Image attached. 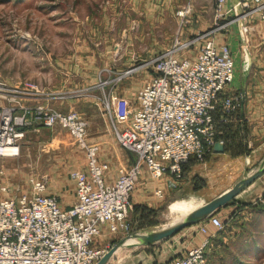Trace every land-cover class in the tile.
<instances>
[{
  "label": "built area",
  "instance_id": "built-area-1",
  "mask_svg": "<svg viewBox=\"0 0 264 264\" xmlns=\"http://www.w3.org/2000/svg\"><path fill=\"white\" fill-rule=\"evenodd\" d=\"M228 1L214 0L218 28L185 41L178 36L168 49L146 61L154 76L134 102L113 91L105 95L104 110L117 143L136 156L134 163L119 166L114 182L109 181V165L101 160L100 145L89 140L88 121L74 109L63 111L51 103L62 102L67 96L28 83L26 96L46 98L29 105L0 87V95L10 103L0 104V158L18 156L31 129L60 126L73 137L86 159L83 170L70 173L76 201L69 207L47 193L49 181L44 177H31L28 192L0 200V264H97L112 247H97L96 240L104 230L122 237L132 234L129 216L133 193L145 171L154 179L170 176L181 182L185 164L191 160L205 162L213 153L217 116L220 122H229L243 100V93L229 92L236 76L235 58L229 45L216 44L214 32L223 27L218 23L239 7L250 9L239 22L252 13L264 21V0L237 1L227 10ZM191 12L188 3L177 15L184 20ZM241 25L247 33L246 25ZM201 42L195 56L187 57V51ZM133 71L100 85L116 83ZM2 190L11 191L8 186ZM155 194L161 198L165 195L162 189H156ZM205 221L201 227L204 233H208V223L218 230L224 228L217 216ZM210 244L208 236L201 245L168 264H209Z\"/></svg>",
  "mask_w": 264,
  "mask_h": 264
},
{
  "label": "rangeland",
  "instance_id": "rangeland-1",
  "mask_svg": "<svg viewBox=\"0 0 264 264\" xmlns=\"http://www.w3.org/2000/svg\"><path fill=\"white\" fill-rule=\"evenodd\" d=\"M237 1L241 0H229L226 9L234 7ZM172 2L175 6V18L174 23H170L171 37L167 48L160 52L168 49L178 36L185 41L219 27L215 21L214 0H170V4ZM188 3L192 5V12L182 20L177 12ZM83 5L86 9L87 5L73 0H0V87L3 91L6 90L5 94L18 97L22 103V98L27 95L25 90L28 83H35L47 92L67 96L62 102L51 103L63 111L74 109L80 112L88 121L91 139L108 130L106 134H110V141L108 144L98 143L100 150L106 148L111 151L114 147V150L116 148L122 151V154L117 153L115 156L117 161L120 162L121 155L134 160L117 143L104 110L103 99L109 92L113 91L115 94L117 91L118 96L134 102L138 92L154 74V69L146 62L147 59L150 61L152 54L145 50L150 46L153 36L150 30L151 18L147 20L144 17L142 20L141 15L138 16L140 18L136 14L133 16L131 10H124V5L120 3L113 2L110 5L103 1L90 3L93 12L90 16L82 17L79 12H85H82ZM249 10L244 7L233 9L218 23L223 27L213 35L216 44L229 45L235 58L236 76L229 92L243 93V88H236V82L244 77L247 79V75L254 70L253 63L257 65L255 61L262 62L264 59V21L255 13L248 15L243 22L238 21ZM242 23L248 28L247 33L244 32ZM161 40L167 39L161 36ZM201 44L202 42L195 44L184 54L194 57ZM130 69L134 71L120 81L100 85L124 75ZM40 99L46 100L43 97ZM245 100L243 93L241 107ZM0 104L10 103L0 95ZM228 124H220L218 129H227ZM234 133L229 127L227 134L230 136ZM85 164L84 152L65 129L60 126H38L27 132L18 156L0 158V200L11 194L28 192L31 177L46 178L51 192L67 193L70 188L73 189L70 173L83 170ZM110 174L109 167V176ZM186 177L187 171L184 180ZM157 181L159 180L145 176L133 193L136 202L132 198L133 208L129 216L132 233L149 236L165 225L164 230L180 225L181 219L187 215V200H182L187 199V196L183 191L180 189L160 199L154 194L153 183ZM4 186L10 187L11 191L5 193L2 190ZM176 209H181L182 212L178 213ZM160 220L162 223L157 226L141 228ZM182 231L173 235L170 240H161L150 246L130 249L127 246L116 255L130 251L133 254L144 252L152 257L154 264L160 261L168 264L187 249ZM121 239V235L107 233L104 237L97 238V247L110 248ZM167 243L168 256L164 257L162 245Z\"/></svg>",
  "mask_w": 264,
  "mask_h": 264
},
{
  "label": "crops",
  "instance_id": "crops-1",
  "mask_svg": "<svg viewBox=\"0 0 264 264\" xmlns=\"http://www.w3.org/2000/svg\"><path fill=\"white\" fill-rule=\"evenodd\" d=\"M73 1L87 5L86 9L84 5L82 7V12L84 10L85 12H79L82 17L90 16L89 14L93 12L90 3L103 1L110 5L113 2L120 3V5H124V10H131L133 16L135 14L137 17L141 15L142 20L144 17L147 20L151 18L150 30L153 36L150 40V46H147L145 50L153 57L154 54L167 48V42L169 43L171 37L170 23H174L173 18H175V6L173 2L170 4V0ZM161 36L167 40H161ZM259 61H255L257 65L253 63L254 70L247 75V79L244 77L245 80L236 82V88H243L241 91H243L246 100L228 122L231 130L237 134L242 147L234 152L217 153L213 150V153L208 155L204 163L196 164L192 168L186 180L176 182L170 176H164L153 183L155 186L154 191L162 189L165 194L164 197L181 189L184 195L187 196V199L182 200H192L194 202L195 208L188 211L184 219L190 215L194 216L197 211L208 207L231 192L237 185L250 177L253 170L264 160V59L258 63ZM115 94L118 95L119 93L116 91ZM22 99L24 103L29 105L44 102V99H35L28 96ZM229 127L219 130L217 135L220 139L217 142L221 141L225 145L227 141L225 137L229 136L227 134ZM107 132L96 138L91 139L89 137V140L99 144H108L110 134H106ZM107 150L106 148L100 150V152L102 151L100 157L102 161L109 164L111 173L109 181L114 182L118 176L120 163L129 164L131 162L128 163L129 159L123 155H121L120 162L117 161L115 156L117 153L122 154L120 149L115 148L114 150L113 147L111 151ZM132 157L134 159V156ZM145 176L151 177L147 171L143 173V177ZM197 178L198 180H196ZM72 183L73 189L70 188L67 193L51 192L49 191L50 187L47 193L57 196L63 207H69L76 201V188L73 181ZM155 197L158 196L155 194ZM133 200L135 201V197ZM211 216L219 217L224 224V228L218 230L214 225L208 223V233H204L201 231V227L205 224V220ZM191 221H193L191 225L182 229L184 242L187 245L186 250L201 245L210 236L211 244L207 251L209 264H264V173L235 194L225 205L206 215L196 214ZM166 226L159 228L157 231L164 230ZM107 233L104 230L102 236L104 237ZM169 238H172V236ZM169 238L165 239L170 240ZM168 244L162 245L164 257L168 256ZM136 246L144 245L129 246V249ZM116 253L108 264H154L152 257L144 252L133 254L130 251L119 255H116ZM157 264H162V261Z\"/></svg>",
  "mask_w": 264,
  "mask_h": 264
},
{
  "label": "water",
  "instance_id": "water-1",
  "mask_svg": "<svg viewBox=\"0 0 264 264\" xmlns=\"http://www.w3.org/2000/svg\"><path fill=\"white\" fill-rule=\"evenodd\" d=\"M214 151L217 153H222L224 152V146L220 142H216L214 145ZM264 173V160L253 170L252 174L250 177H248L246 180H244L241 184L237 185L231 192L228 194L224 195L221 199L217 200L216 202L212 203L206 208H203L199 211L196 212L197 215H206L209 212H212L216 208H219L223 205H225L230 199L234 197L235 194H237L239 191L244 189L246 186L250 185L253 181H255L257 178H259L262 174ZM195 214V215H196ZM194 215V216H195ZM193 215H190L186 219L180 223V225L173 226L170 228H167L162 231H156L152 235H140L137 233H133L129 236L124 237L121 239L118 243L113 245L108 252L97 262V264H106L109 259L120 249L125 248L126 246H131L129 244L130 241L135 240V243H132L133 245H150L153 244L157 241L163 240L165 238H169L179 231H181L183 228L191 225L192 218L194 217Z\"/></svg>",
  "mask_w": 264,
  "mask_h": 264
},
{
  "label": "trees",
  "instance_id": "trees-1",
  "mask_svg": "<svg viewBox=\"0 0 264 264\" xmlns=\"http://www.w3.org/2000/svg\"><path fill=\"white\" fill-rule=\"evenodd\" d=\"M217 120H218V122H219V124L218 125H220V124H222V125H224L225 123H223V122H220L219 121V117L217 116V118H216ZM226 127V126H225ZM218 132H219V129L217 130V134H218ZM216 134V140L218 141L220 138L218 137V135ZM226 138V142H225V145H223L224 146V151L225 152H234V151H236V150H238V148H240V147H242V143L239 141V139L237 138V134L236 133H234L233 135H230V136H226L225 137ZM122 148V147H121ZM123 149V148H122ZM128 152V151H127ZM130 155H132V156H134V160H130L129 159V161H128V163L129 162H131V163H134L135 162V160H136V156L133 154V153H131V152H128ZM210 155V154H209ZM207 157H208V155L206 156V159H207ZM133 161V162H132ZM196 164H198L195 160H191V161H189L187 164H185L184 165V168H183V172H184V178H185V176H186V171H187V176H188V174H189V172L192 170V168L196 165ZM196 180H198V178L196 179ZM193 208H195V205H194V202L192 201V200H187V211L186 212H188V211H190L191 209H193ZM176 211H178V213H181L182 211H181V209L180 210H177L176 209ZM184 212V211H183ZM183 219H181V221H182ZM162 223V221L160 220L158 223H156V222H152V223H150V224H147V225H145L144 227L142 226L141 228L142 229H144L145 227H154V226H157V225H159V224H161ZM141 225V224H140ZM134 242V241H133ZM132 241L131 242H129V244H131V246H132V243H133ZM129 246V245H128ZM127 247V246H126ZM125 247V248H126ZM131 248V247H130ZM122 249H124V248H122ZM121 250V249H120ZM118 252V251H117Z\"/></svg>",
  "mask_w": 264,
  "mask_h": 264
},
{
  "label": "bare ground",
  "instance_id": "bare-ground-1",
  "mask_svg": "<svg viewBox=\"0 0 264 264\" xmlns=\"http://www.w3.org/2000/svg\"><path fill=\"white\" fill-rule=\"evenodd\" d=\"M133 241V240H132ZM131 242V241H130Z\"/></svg>",
  "mask_w": 264,
  "mask_h": 264
}]
</instances>
